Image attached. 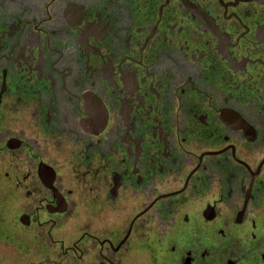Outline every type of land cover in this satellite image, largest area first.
Returning <instances> with one entry per match:
<instances>
[{"label":"flooded vegetation","instance_id":"1","mask_svg":"<svg viewBox=\"0 0 264 264\" xmlns=\"http://www.w3.org/2000/svg\"><path fill=\"white\" fill-rule=\"evenodd\" d=\"M0 243L264 264V0H0Z\"/></svg>","mask_w":264,"mask_h":264},{"label":"rangeland","instance_id":"2","mask_svg":"<svg viewBox=\"0 0 264 264\" xmlns=\"http://www.w3.org/2000/svg\"><path fill=\"white\" fill-rule=\"evenodd\" d=\"M2 245L4 244L0 243V264H58L57 261L44 259V249L42 247H38L39 250L34 255L26 254L24 250L20 249V254L16 257L18 249H14L11 254Z\"/></svg>","mask_w":264,"mask_h":264}]
</instances>
